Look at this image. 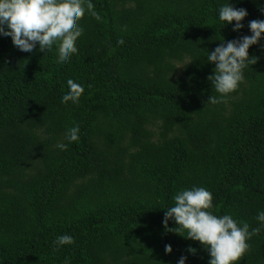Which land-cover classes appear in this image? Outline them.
Returning a JSON list of instances; mask_svg holds the SVG:
<instances>
[{"label":"trees","instance_id":"obj_1","mask_svg":"<svg viewBox=\"0 0 264 264\" xmlns=\"http://www.w3.org/2000/svg\"><path fill=\"white\" fill-rule=\"evenodd\" d=\"M91 2L100 18L85 11L63 65L54 50L21 52L0 37V264H207L198 241L162 225L163 211L195 185L214 215L259 226L264 33L216 103L206 51L249 35L261 0H229L247 12L237 31L216 17L223 0ZM68 78L83 85L76 103L60 102ZM73 124L78 140L61 151ZM62 234L72 243L57 247ZM247 243L236 264H264V228Z\"/></svg>","mask_w":264,"mask_h":264},{"label":"clouds","instance_id":"obj_2","mask_svg":"<svg viewBox=\"0 0 264 264\" xmlns=\"http://www.w3.org/2000/svg\"><path fill=\"white\" fill-rule=\"evenodd\" d=\"M259 10L264 16V0H261ZM85 11L97 20L100 18L91 0H0V37H9L11 44L21 52L30 53L34 47L43 54L54 50L55 62L63 65L70 55L77 52L75 42L82 33L78 21ZM246 15L244 8L234 7L229 0H223L216 9L217 19L224 26L231 24L233 31L243 27L241 21ZM247 28L249 35L227 42L221 39L212 51H206L207 62L214 64L206 79L218 94L208 96V102L216 103L234 91L243 80L245 65L255 62L254 57L248 56L247 50L261 39L264 19L250 20ZM117 43L123 41L117 40ZM66 87L60 102L76 103L83 85L68 78ZM78 132V125L73 124L63 135V141L67 143L58 141L55 147L65 150L69 143L78 140ZM171 199L172 205L163 211L162 225L166 226L171 219L175 226L169 231L178 235L183 233L180 236L198 241L207 250V264H236L249 248L248 238L264 228V211L261 210L255 216L259 226L251 231L247 222H238L231 214L214 215L208 211L212 207V195L205 187L193 185L180 189ZM54 243L57 247L71 244L72 237L62 234L56 237ZM170 251L171 246L165 244L164 252L167 254ZM194 251L188 249L190 254ZM64 264H68L67 259ZM176 264H185V257L181 255Z\"/></svg>","mask_w":264,"mask_h":264}]
</instances>
